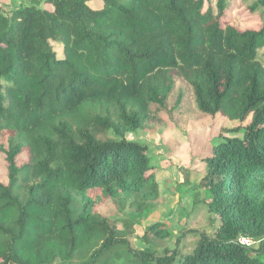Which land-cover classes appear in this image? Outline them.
Instances as JSON below:
<instances>
[{"label": "trees", "instance_id": "trees-1", "mask_svg": "<svg viewBox=\"0 0 264 264\" xmlns=\"http://www.w3.org/2000/svg\"><path fill=\"white\" fill-rule=\"evenodd\" d=\"M228 1L41 0L0 13V264H96L117 246L124 264H264V0H240L257 31L225 20ZM177 77L201 114L239 123L191 189L218 226L190 250L183 231L158 251L172 233L155 223L138 249L99 208L157 199L149 147L126 135L162 123Z\"/></svg>", "mask_w": 264, "mask_h": 264}, {"label": "rangeland", "instance_id": "rangeland-1", "mask_svg": "<svg viewBox=\"0 0 264 264\" xmlns=\"http://www.w3.org/2000/svg\"><path fill=\"white\" fill-rule=\"evenodd\" d=\"M215 11L216 0H204ZM28 5L47 7L41 0H0V13L9 15L18 8ZM96 1L92 6H100ZM225 20L239 30H259L261 22L249 15L241 6L240 0L228 1L224 13ZM57 56H62L61 45L52 43ZM264 51H258V60L264 66ZM169 114L156 127H147L126 135V139L149 147V156L154 167L156 181L159 186L158 197L154 201L143 203L137 208L134 197L122 194L119 199L108 201L99 208L101 216L111 225L125 234L134 248L144 249L148 246L141 242L147 227L162 223L170 230L172 236L157 245V250L174 248L175 240L185 231L179 248L194 245L199 234L212 236L218 226V219L207 212L199 203L202 193L191 192L204 174L203 158L209 156L211 146L219 143L226 130L239 123L216 116L210 118L201 114L194 100L191 88L180 78L174 81V87L167 99ZM249 121V120H248ZM248 121L246 123H248ZM245 123V124H246ZM109 137L113 135L107 134ZM20 157L18 162H22ZM0 181L6 183V169L3 156L0 155ZM199 200V201H198ZM261 242V241H260ZM260 242L251 248L259 251ZM154 246V245H152ZM126 250L123 246L115 247L96 264H124ZM86 256H77L73 264L85 262Z\"/></svg>", "mask_w": 264, "mask_h": 264}, {"label": "built area", "instance_id": "built-area-1", "mask_svg": "<svg viewBox=\"0 0 264 264\" xmlns=\"http://www.w3.org/2000/svg\"><path fill=\"white\" fill-rule=\"evenodd\" d=\"M238 242L240 245L245 246V247H252L254 244L257 243L248 238H240Z\"/></svg>", "mask_w": 264, "mask_h": 264}]
</instances>
